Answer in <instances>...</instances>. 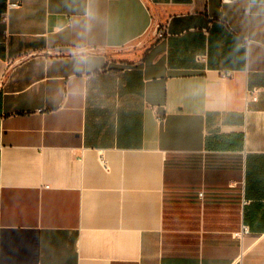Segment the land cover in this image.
<instances>
[{
    "label": "crops",
    "instance_id": "0c3cea01",
    "mask_svg": "<svg viewBox=\"0 0 264 264\" xmlns=\"http://www.w3.org/2000/svg\"><path fill=\"white\" fill-rule=\"evenodd\" d=\"M0 264H264V0H0Z\"/></svg>",
    "mask_w": 264,
    "mask_h": 264
},
{
    "label": "built area",
    "instance_id": "2783aa9c",
    "mask_svg": "<svg viewBox=\"0 0 264 264\" xmlns=\"http://www.w3.org/2000/svg\"><path fill=\"white\" fill-rule=\"evenodd\" d=\"M14 5H17V3H14ZM168 34H169L168 25L167 24H160V26L158 27V30H157V34H156L157 38L158 39L166 38ZM252 94H253V92H252ZM248 230H249L248 226L244 224L242 226V230L240 232H238V235L241 236L244 232H247Z\"/></svg>",
    "mask_w": 264,
    "mask_h": 264
}]
</instances>
